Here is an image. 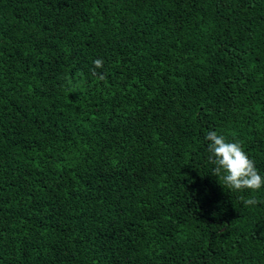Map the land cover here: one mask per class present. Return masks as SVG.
<instances>
[{
    "label": "trees",
    "instance_id": "16d2710c",
    "mask_svg": "<svg viewBox=\"0 0 264 264\" xmlns=\"http://www.w3.org/2000/svg\"><path fill=\"white\" fill-rule=\"evenodd\" d=\"M211 131L264 176V0H0V264H264Z\"/></svg>",
    "mask_w": 264,
    "mask_h": 264
},
{
    "label": "clouds",
    "instance_id": "9594fccd",
    "mask_svg": "<svg viewBox=\"0 0 264 264\" xmlns=\"http://www.w3.org/2000/svg\"><path fill=\"white\" fill-rule=\"evenodd\" d=\"M103 63L102 59L93 61V72L101 69ZM97 75L98 78H103V73ZM205 139L209 142L208 161L215 165L213 176L219 177L224 186L235 191H257L264 186V176L260 175L255 162L248 157L239 142H227L223 135H218L215 131L208 132ZM244 203L254 205L257 200L248 198Z\"/></svg>",
    "mask_w": 264,
    "mask_h": 264
}]
</instances>
